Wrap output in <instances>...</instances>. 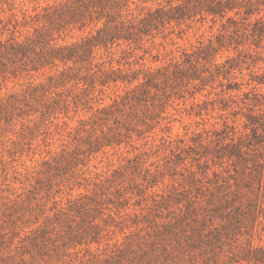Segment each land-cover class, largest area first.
Instances as JSON below:
<instances>
[{
	"label": "rangeland",
	"instance_id": "374dc122",
	"mask_svg": "<svg viewBox=\"0 0 264 264\" xmlns=\"http://www.w3.org/2000/svg\"><path fill=\"white\" fill-rule=\"evenodd\" d=\"M0 264H264V0H0Z\"/></svg>",
	"mask_w": 264,
	"mask_h": 264
},
{
	"label": "trees",
	"instance_id": "16d2710c",
	"mask_svg": "<svg viewBox=\"0 0 264 264\" xmlns=\"http://www.w3.org/2000/svg\"><path fill=\"white\" fill-rule=\"evenodd\" d=\"M208 11L216 14H222L224 13V9L226 8L225 5L221 1L218 2H212L211 4H208L207 6Z\"/></svg>",
	"mask_w": 264,
	"mask_h": 264
}]
</instances>
